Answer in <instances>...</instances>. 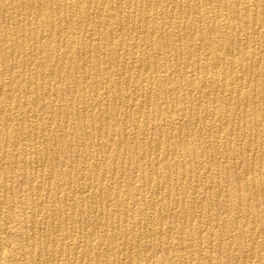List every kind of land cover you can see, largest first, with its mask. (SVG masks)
Listing matches in <instances>:
<instances>
[{"label": "bare ground", "instance_id": "obj_1", "mask_svg": "<svg viewBox=\"0 0 264 264\" xmlns=\"http://www.w3.org/2000/svg\"><path fill=\"white\" fill-rule=\"evenodd\" d=\"M264 264V0H0V264Z\"/></svg>", "mask_w": 264, "mask_h": 264}, {"label": "rangeland", "instance_id": "obj_2", "mask_svg": "<svg viewBox=\"0 0 264 264\" xmlns=\"http://www.w3.org/2000/svg\"><path fill=\"white\" fill-rule=\"evenodd\" d=\"M155 264V263H154Z\"/></svg>", "mask_w": 264, "mask_h": 264}]
</instances>
